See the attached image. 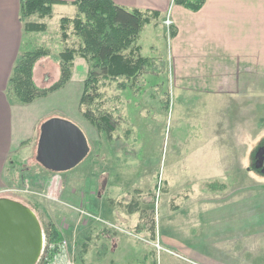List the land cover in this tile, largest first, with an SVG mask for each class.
<instances>
[{
  "label": "rangeland",
  "instance_id": "1",
  "mask_svg": "<svg viewBox=\"0 0 264 264\" xmlns=\"http://www.w3.org/2000/svg\"><path fill=\"white\" fill-rule=\"evenodd\" d=\"M73 14L55 10L49 19L27 20L46 25L45 32L24 34L22 42V52H49L34 66L39 88L52 84L60 52L78 46L71 28L66 41L59 30V20ZM164 29L143 28L138 44L150 63L140 76L105 81L101 87L97 102L99 111L110 116V137L83 119L75 105L64 112L86 133L91 163L74 171L69 188L60 179L58 200L46 197L52 193L51 180L43 181L39 165L34 166L36 148L18 169L36 195L0 194L31 209L42 230L50 223L61 232L66 252H59L52 264H108L98 259V250L115 246L117 233L133 247H149L155 260L172 255L171 264H226L228 258L235 264L238 258L247 261L264 253V176L253 167L263 146L264 92L237 96L230 103L172 94L168 52L173 33ZM261 88L264 80H259ZM134 204L143 219L140 213H128ZM75 210L115 227L80 217ZM151 219L154 231L148 230ZM140 222L146 224L137 232Z\"/></svg>",
  "mask_w": 264,
  "mask_h": 264
},
{
  "label": "crops",
  "instance_id": "2",
  "mask_svg": "<svg viewBox=\"0 0 264 264\" xmlns=\"http://www.w3.org/2000/svg\"><path fill=\"white\" fill-rule=\"evenodd\" d=\"M56 1L64 2L65 5L53 6L52 15L55 10H70L74 11L73 16L76 14L75 7L71 5L74 0ZM112 2L126 10L153 13L154 19L144 26L153 27V30L161 27L165 32L164 20L169 16L173 33L168 52L172 94L186 99L212 97L226 103L237 96L259 95V92L263 94L262 88L261 91L258 90V83L259 80H264V0H205L196 13L174 5L173 0ZM19 8L20 0H0V194L19 189V185L22 187L23 178L18 169L30 160L43 122L50 118L65 119L86 134L80 125L63 115L67 108L72 109L74 105L78 110L87 73L83 60L74 61L69 82L46 98L28 105H17L8 95V79L12 68L18 56L27 52H22L24 30L19 20ZM33 72L34 81L38 85L35 68ZM58 76L59 68L54 66L52 84L58 80ZM250 85L256 86V89L250 90ZM83 163H89V159L86 158L69 172L58 174L67 188L69 178L73 177L74 171ZM37 165L34 166L38 167ZM38 171H41L39 175L43 177V181H49L53 175L42 169ZM38 183L39 180L33 186H38ZM5 196L10 199V196ZM114 239L115 246H102L98 250L99 260L104 259L108 264H155L156 261L171 264L170 261L173 260L170 258L172 255L167 253L160 256V261L158 258L155 260L149 247H133L121 234H115ZM238 260L235 264H264V253L247 258V261L244 258ZM226 264L233 263L228 258Z\"/></svg>",
  "mask_w": 264,
  "mask_h": 264
},
{
  "label": "trees",
  "instance_id": "3",
  "mask_svg": "<svg viewBox=\"0 0 264 264\" xmlns=\"http://www.w3.org/2000/svg\"><path fill=\"white\" fill-rule=\"evenodd\" d=\"M204 2L205 0H173L174 5L193 13L198 12ZM55 5L65 3L56 0H20L19 20L23 24L24 34L45 32V24L27 20L33 16L40 20L51 18ZM71 5L75 7L76 14L61 18L59 30L62 40L66 41L71 28L72 34L78 40V46L65 47L58 55V80L43 89L35 85L34 66L41 58L49 56L47 50L36 49L18 56L8 79L7 93L17 105H28L46 98L69 82L74 60L79 57L87 66V75L83 82L78 111L97 131L110 137V116L99 111L97 102L101 97V87L105 81L118 78L134 80L148 67L150 60L141 55L138 40L144 26L154 19V14L126 10L116 6L112 0H74ZM261 144L264 145V139ZM128 213H140V219H143L144 213L137 204L129 206ZM149 221L148 230L154 231L155 223L153 219ZM145 224L140 222L137 232L143 231ZM43 231L45 247L39 264H51L59 253L58 245L63 241V236L50 223Z\"/></svg>",
  "mask_w": 264,
  "mask_h": 264
},
{
  "label": "water",
  "instance_id": "4",
  "mask_svg": "<svg viewBox=\"0 0 264 264\" xmlns=\"http://www.w3.org/2000/svg\"><path fill=\"white\" fill-rule=\"evenodd\" d=\"M264 151L258 149L255 159ZM83 132L72 122L50 118L39 127L35 161L46 172L65 173L88 156ZM44 234L35 213L25 205L0 197V264H37Z\"/></svg>",
  "mask_w": 264,
  "mask_h": 264
},
{
  "label": "built area",
  "instance_id": "5",
  "mask_svg": "<svg viewBox=\"0 0 264 264\" xmlns=\"http://www.w3.org/2000/svg\"><path fill=\"white\" fill-rule=\"evenodd\" d=\"M171 25H172V22H171L169 16H167L166 19H165V21H164V27L166 28V32L167 33L170 30ZM50 180H51L50 181V186H51L50 188L52 190L51 191L52 193L48 194L46 197L48 199H52L54 201H57L58 200V195L60 193L61 180H60V178L58 177L57 174H53ZM22 188H21L22 190H19V189L16 190L15 189V190H11V191H17V192L28 193V194H35L36 195L35 192H33V191L31 192L29 190V188H30L29 181H26V180L23 179V181H22ZM78 212H79V214L81 216L87 217V218L92 219V220H94L96 222H100L101 224L107 225L110 228L111 227L112 228L115 227V226H111L108 223L103 222L101 219H99V218H97L95 216L89 215V214H87V213H85L83 211L78 210ZM115 230H118V228L116 227ZM58 249H59V252L65 253L66 252V243L64 241H61L59 243V245H58ZM158 251L159 252L161 251L160 250V247H158Z\"/></svg>",
  "mask_w": 264,
  "mask_h": 264
},
{
  "label": "flooded vegetation",
  "instance_id": "6",
  "mask_svg": "<svg viewBox=\"0 0 264 264\" xmlns=\"http://www.w3.org/2000/svg\"><path fill=\"white\" fill-rule=\"evenodd\" d=\"M260 148H264V145L260 146L258 149ZM253 167L259 174L264 176V151L258 156L257 159H255V155H254Z\"/></svg>",
  "mask_w": 264,
  "mask_h": 264
}]
</instances>
